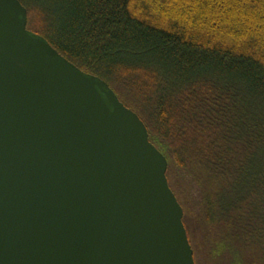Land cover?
Here are the masks:
<instances>
[{"label":"trees","instance_id":"obj_1","mask_svg":"<svg viewBox=\"0 0 264 264\" xmlns=\"http://www.w3.org/2000/svg\"><path fill=\"white\" fill-rule=\"evenodd\" d=\"M168 161L195 264H264V0H19Z\"/></svg>","mask_w":264,"mask_h":264},{"label":"water","instance_id":"obj_2","mask_svg":"<svg viewBox=\"0 0 264 264\" xmlns=\"http://www.w3.org/2000/svg\"><path fill=\"white\" fill-rule=\"evenodd\" d=\"M0 0V264H195L139 116Z\"/></svg>","mask_w":264,"mask_h":264}]
</instances>
